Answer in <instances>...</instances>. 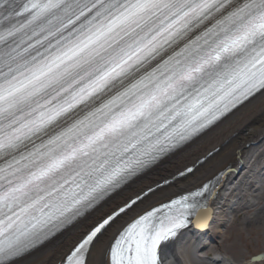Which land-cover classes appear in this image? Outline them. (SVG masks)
<instances>
[{"label":"snow or ice","instance_id":"6c2138e0","mask_svg":"<svg viewBox=\"0 0 264 264\" xmlns=\"http://www.w3.org/2000/svg\"><path fill=\"white\" fill-rule=\"evenodd\" d=\"M9 8L23 19L0 29V260L34 247L177 139L264 89V0ZM164 207L114 240L111 264H161V244L186 227L189 210L202 221L209 214L187 197ZM107 223L67 264H84Z\"/></svg>","mask_w":264,"mask_h":264},{"label":"bare ground","instance_id":"6f19581e","mask_svg":"<svg viewBox=\"0 0 264 264\" xmlns=\"http://www.w3.org/2000/svg\"><path fill=\"white\" fill-rule=\"evenodd\" d=\"M227 169L231 171L210 199L208 218L202 221L196 216L193 228L162 250V264H243L229 257L220 245L225 230L239 224L241 215L244 220L252 218L251 209L264 201V90L59 235L9 264H58L98 223L143 195L103 230L87 252L85 264H109L110 247L127 224L179 193L199 191L197 188ZM166 180L169 182L158 186ZM260 211L264 212V207L256 216ZM244 264H264V260Z\"/></svg>","mask_w":264,"mask_h":264},{"label":"rangeland","instance_id":"374dc122","mask_svg":"<svg viewBox=\"0 0 264 264\" xmlns=\"http://www.w3.org/2000/svg\"><path fill=\"white\" fill-rule=\"evenodd\" d=\"M263 207L264 201L251 209L252 218L244 220V216L241 215L239 224H234L233 227L225 230L220 247L237 263L244 264L253 256L264 253V212L260 211V214L256 216ZM215 249L219 248L215 246Z\"/></svg>","mask_w":264,"mask_h":264},{"label":"water","instance_id":"95a60500","mask_svg":"<svg viewBox=\"0 0 264 264\" xmlns=\"http://www.w3.org/2000/svg\"><path fill=\"white\" fill-rule=\"evenodd\" d=\"M261 260H264V254L252 258L251 262H253V261H261Z\"/></svg>","mask_w":264,"mask_h":264}]
</instances>
